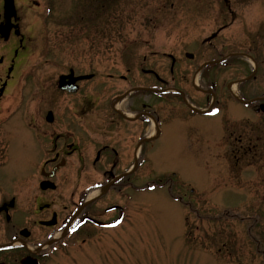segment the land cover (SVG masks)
Instances as JSON below:
<instances>
[{"label": "rangeland", "instance_id": "374dc122", "mask_svg": "<svg viewBox=\"0 0 264 264\" xmlns=\"http://www.w3.org/2000/svg\"><path fill=\"white\" fill-rule=\"evenodd\" d=\"M17 3L28 56L1 106L2 115L19 123L12 136L51 113L55 119L72 116L82 126L78 130L95 133L97 141L100 117L112 113L110 104L117 96L137 87L178 88L168 95L139 91L115 103L125 113L139 99V106L150 105L156 117L160 134L137 169L138 194L130 201L124 196V223L117 230L60 233L58 248L43 264H262L257 246L264 251V122L234 104L207 117L190 111L199 108V61L209 56V49L199 50V38L220 26L216 13L221 0ZM245 5L236 24L214 43L219 51H243L249 45L245 35L264 30L260 3L248 0ZM70 69L76 76L92 77L76 93L65 94L57 82ZM241 118L249 120L239 122ZM155 132L150 123L141 135L154 137ZM92 145L82 149L85 154ZM238 147L263 150L238 161L236 169L244 175L233 182L228 153ZM14 152L19 158L17 146ZM246 165L256 166L246 171ZM73 168L61 174H76ZM75 178L79 180L61 185L55 194L61 196L56 209L69 208L73 194L100 179L91 168ZM252 181L259 183L256 190L248 187ZM232 194L240 198L232 200ZM29 201L27 194L23 202L30 208ZM235 214L237 220L231 217Z\"/></svg>", "mask_w": 264, "mask_h": 264}, {"label": "flooded vegetation", "instance_id": "af4514ba", "mask_svg": "<svg viewBox=\"0 0 264 264\" xmlns=\"http://www.w3.org/2000/svg\"><path fill=\"white\" fill-rule=\"evenodd\" d=\"M247 1L221 0L216 13V23L220 26L199 38V50L203 53L209 49V56L206 59L203 56L199 61V108H190L199 117H207L234 104L254 116L257 122H264V51L259 44L264 30L249 31L245 35L249 45L243 51L223 53L214 45L222 32L236 24ZM257 1L260 3L258 10L264 11V0ZM21 12L17 0H0V264H23L26 261L27 264H43L58 248L60 238L57 235L60 233L67 237L83 229L86 233L102 232L122 226L126 211V205H122L124 196L130 201L138 194L137 169L141 159L147 160V152L160 133L155 124L156 117L150 111L151 106H139V99H135L125 113L115 109V103L136 94L131 91L139 89L137 87L111 101L112 113L100 117L101 137L97 141L92 137L95 133L78 130L82 126L72 116L55 119L51 113V117L47 113L35 123L27 122L25 130L21 129L12 136L11 130L19 129V123L11 122L6 114L3 117L1 106L7 101L12 82L28 56V39ZM71 71L62 76L69 75ZM233 72H239L240 76ZM74 76L78 77L75 73ZM80 83L76 84L79 86ZM165 89L172 91L178 88L173 84L165 86ZM140 93L153 95L147 91ZM180 96L184 98V95ZM247 120L241 118L239 122ZM150 123H153L156 135H141ZM44 126L49 129L44 130ZM85 141L88 142L84 144ZM89 142L93 149L87 155L82 149H86ZM16 146L20 149L19 158L14 152ZM261 150L256 147L231 149L228 154L232 161L229 159L228 167L235 172L231 175L233 182L244 175L236 169L238 161H246L249 154H262ZM16 159L18 162H14ZM255 166L246 165L244 169L247 171ZM72 168L76 174H61L66 170L72 171ZM87 168H91L100 179L77 195L73 194L69 208L56 209L61 196L55 194L61 185L65 187L70 181L77 182L79 179L75 177ZM252 182L248 187L256 190L259 183ZM260 185L264 186L263 183ZM27 194L30 208L23 202ZM230 197L232 200L240 198L233 194ZM231 217L238 219L236 214ZM249 228L251 230L253 226ZM257 253L261 254L264 264V251L259 244Z\"/></svg>", "mask_w": 264, "mask_h": 264}, {"label": "water", "instance_id": "95a60500", "mask_svg": "<svg viewBox=\"0 0 264 264\" xmlns=\"http://www.w3.org/2000/svg\"><path fill=\"white\" fill-rule=\"evenodd\" d=\"M189 58H191V56H189ZM90 78L91 76L75 78L73 71H71L69 76L60 77L59 82H58V87L61 91H67L69 93H76L78 91V87L76 86V83L78 81L88 80ZM49 117H51L50 113H49ZM25 263L27 264V261L24 262L23 264Z\"/></svg>", "mask_w": 264, "mask_h": 264}]
</instances>
